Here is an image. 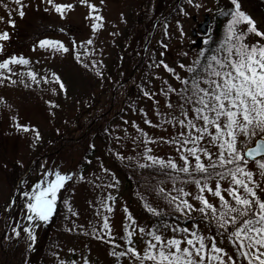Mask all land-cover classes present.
<instances>
[{
  "label": "rangeland",
  "instance_id": "obj_1",
  "mask_svg": "<svg viewBox=\"0 0 264 264\" xmlns=\"http://www.w3.org/2000/svg\"><path fill=\"white\" fill-rule=\"evenodd\" d=\"M173 2L53 0L49 4L47 0H20L24 5L21 9L15 0H0V17H3L0 32L8 33L7 40H0V63L10 57L17 58V62L9 60L7 67L0 68V232L7 227L2 229L4 222L9 226L7 232L14 223L17 228L13 239L24 243L21 227L29 228L36 235L31 239L29 256L41 263L154 264L145 257V252L150 244L157 246L151 252L159 251L156 235L165 243L175 237L184 247L185 238L195 233L204 237L207 249L211 250L212 243L223 249L216 255L225 264H247L239 253V242L231 236L233 225L220 227L221 212L226 213L227 209L222 208L220 198L215 195L219 184L221 196L229 206L239 207L229 195V189L236 188L243 195V188L232 184V177L226 171L200 176L197 169L196 157L208 172L209 164L220 165V143L227 137L217 140L213 135L216 128L205 125L197 116L194 109L200 105L191 83L194 76L209 78L203 71L208 56L227 54L224 51L227 44L222 41L226 39L231 15L222 24L213 47L208 46L212 40L208 37L203 40L202 48L194 49L191 32L205 14L217 8L231 12L234 6L231 0H193L191 4L185 0L178 11L180 15L174 13L169 19L170 11L177 12L170 6ZM239 4L256 28L264 32V0H239ZM55 5L72 7L63 8L61 14ZM21 10L23 16L19 15ZM161 15L154 33L149 35L152 24ZM9 18L14 24L7 23ZM237 28L246 32L244 43H264V37L248 33L244 23ZM147 38L141 63L149 70L144 79L145 91L137 101H131L132 107L120 120L113 122L112 130L115 129L118 139L111 143L113 146L116 143L118 157L126 160V164L129 161L134 166L175 170L183 176L175 181L154 183L148 177H132L130 171L125 177H118L103 163L99 151L88 154L86 148L69 144L82 134L81 126L90 116L103 113L110 100L117 97L109 74L116 70V78L127 82L125 79L138 63ZM41 40L59 43L42 47ZM160 40L163 48L158 50ZM21 57L25 63L19 62ZM188 66H193L194 71L189 72ZM133 77L134 74L131 81ZM199 83L202 88L209 87L203 79ZM223 121L222 117L219 123ZM205 127L206 132L202 131ZM235 137L236 151L242 157V146L253 138L243 131H237ZM191 149H196L195 155ZM224 156L232 163L242 161L234 159V154L230 155L226 148ZM260 163L264 160L241 164L239 168L252 173V180L259 187L246 177L243 179L264 198V168ZM185 164L187 172L181 170ZM193 171L196 172L191 176ZM57 172L66 179L56 192L51 214L46 221L38 218L29 221L26 217L31 194L37 191V185L46 187ZM200 197L212 208L205 207ZM141 203H149L159 214L170 212L200 221L186 228L174 225L171 229L152 231L139 213L132 210ZM236 215H226L225 219ZM193 256L200 259L195 252ZM228 256L233 261H228Z\"/></svg>",
  "mask_w": 264,
  "mask_h": 264
},
{
  "label": "snow or ice",
  "instance_id": "obj_2",
  "mask_svg": "<svg viewBox=\"0 0 264 264\" xmlns=\"http://www.w3.org/2000/svg\"><path fill=\"white\" fill-rule=\"evenodd\" d=\"M22 9L24 5L20 4V0H15ZM49 4L53 3V0H47ZM84 2V0H81ZM191 4L193 0H188ZM231 4L234 9L230 12L231 19L227 21L226 26V39L222 41V44H227L224 51L227 53L223 57L212 54L207 57L208 63L203 66V71L209 77L204 79L200 76H194L191 83L193 88V95H198L197 103L200 107L194 109L197 116L203 119L205 125H212L216 128V132L213 134L217 140L222 137H227L220 143V155L218 160L220 161V167H224L225 164H231L232 160L226 159L224 156V150L232 155L234 159H242L241 155L236 151V137L237 131H243L245 135L255 136L257 131L264 133V43L257 41L251 45L244 43V37L246 32L237 28V25L244 23L248 33H255L256 36L264 37V32L259 31L255 22L245 12L240 10L239 0H231ZM199 7V5H196ZM71 8L72 5H55V10L61 12L63 8ZM20 16L24 13L21 10ZM3 17H0L2 20ZM8 24H14V21L9 18ZM96 25L93 24V28ZM7 31L0 32V40H7ZM43 47L46 44L59 43L48 40L39 41ZM62 47V45H60ZM203 55V53H201ZM9 60L17 62L16 57H10L0 63V68H5L9 64ZM20 63H25L24 59L19 58ZM199 64L200 61H196ZM167 67V66H165ZM188 71L193 72V66H188ZM31 75V73H30ZM216 77V79H211ZM204 80V83L208 84V88L200 87V80ZM63 87V85H61ZM209 113L211 115H205ZM224 118L223 124L219 123L221 118ZM181 123H183L181 121ZM191 127H195L191 121H189ZM27 130V129H26ZM207 127L202 131H207ZM261 150L259 142L256 148H250L247 155L253 156ZM193 155L196 153V149L190 150ZM205 155H210L205 152ZM197 169L199 171H205L206 167L200 162V158L196 157ZM171 164V162H169ZM175 167V164H171ZM207 167H211L215 170V164H209ZM260 167L264 168V163H260ZM182 171L187 172L188 166L185 164ZM232 177V184L242 187L244 194H240L236 188L229 189V195L236 201V205L239 207H231L228 202L221 196L219 184L215 190V195L220 198L222 208L227 209V212H221L220 215V227L231 223L233 230L231 236L235 237L239 242V253L247 260V264H264V198L260 197L255 187V181L252 180V173L247 172L239 167L235 171L225 169ZM239 173V175H237ZM217 175H219L217 173ZM247 181L255 185L250 187ZM65 176L60 173L55 174V179L48 182L46 187L37 185V191L31 194L32 199L27 204L29 215L26 217L29 221L34 218H38L41 221H46L53 210V202L56 199V192L59 187L62 186ZM205 207L212 208V205L208 204L203 197L199 198ZM187 205V202H184ZM191 208V205H187ZM204 208H200V212H204ZM237 213L236 216H231V219H225L226 215ZM34 214V215H33ZM213 215H215V209H213ZM15 231V229L13 230ZM25 231L31 236L29 228H25ZM187 231V230H185ZM154 239L160 242L158 252H151V249L156 248V245H149V250H146L145 257L152 260L154 264H205L207 259L208 264H212L213 261H218L219 264H225L224 259L216 255V253L223 252V249L217 247L215 243H212L211 250L206 248L205 240L203 236H197L192 233L190 237L185 238L186 246L181 247V241L175 237L169 238L165 243L162 237L156 235ZM165 248H174L175 251H165ZM135 252V249H132ZM195 252L196 256L200 259L196 260L193 256ZM228 261H233V257L228 256Z\"/></svg>",
  "mask_w": 264,
  "mask_h": 264
},
{
  "label": "trees",
  "instance_id": "obj_3",
  "mask_svg": "<svg viewBox=\"0 0 264 264\" xmlns=\"http://www.w3.org/2000/svg\"><path fill=\"white\" fill-rule=\"evenodd\" d=\"M184 0H181L183 3ZM170 15V18L174 15V11H170L168 13ZM228 15V11L225 9H215L212 11V24H211V30H210V37H212V40L208 41V46L213 47L214 41L216 40V37H218L219 30L221 28V25L223 21L225 20L226 16ZM162 40L159 41L158 50H160ZM149 73V70H145L144 66H141L139 68L138 75L135 77L134 80H132L131 84H121L122 80H118L116 70L113 73L109 74L110 80L114 81L116 78V81L114 82V86L118 88L116 90V98L114 99L113 105L109 102V105L107 106L106 110L103 113H97L94 116H90V120L88 122H85L81 126V130L83 131L82 134L75 139L74 141H70V146H75L78 149H87L88 154L95 153L99 151L98 156L103 158V163L107 164L109 169L113 172L117 173L118 177L126 176L125 173L132 174V177L134 175L138 177H148L150 178L151 182H169L173 179H179L178 175L175 173H172L170 170H166L165 168L159 167V168H151L146 166H134L131 162H127L126 160H121L118 155L119 150L116 147V143L114 146L112 145L111 141H116L118 137L115 134V129L112 130L113 122L125 114L126 110L131 108V101H137L141 94L142 90L145 86V76ZM112 105V106H111ZM85 125V126H84ZM84 126V127H83ZM256 136H263L264 133H260L257 131ZM254 136H252L253 138ZM96 143V144H94ZM244 146H242L243 148ZM101 148V151H100ZM88 163H92V160L90 158H86ZM87 162V161H86ZM232 165H240L238 162L235 164H227L224 167H216L215 170L212 168L205 171H198L200 172V176H206L211 174L212 172H225V169H229ZM135 186V185H133ZM137 189V188H134ZM140 202V201H139ZM142 204V203H141ZM132 210L137 211L139 213L140 218H143L146 221V226L149 230L157 231L162 229H171L174 225L180 228H186L192 224V222L198 220V219H187L181 218L179 214L174 213H168V215L159 214V210L157 208L151 207L150 204L140 205L139 208H132ZM131 210V212H132ZM139 220V219H138ZM9 227L4 222V227ZM6 227V228H7ZM6 228L4 231L0 232V264H44L41 263L39 260H36V258H33L32 255L29 256V247H31V239L33 237H36L35 234L31 233V236L28 232L25 231L26 227H21V238L24 240V243H20L21 241H18L17 239H13V235L16 230L17 225L14 223H11L10 228L11 231L7 232ZM18 241L13 243L12 241ZM241 264V263H239Z\"/></svg>",
  "mask_w": 264,
  "mask_h": 264
},
{
  "label": "water",
  "instance_id": "obj_4",
  "mask_svg": "<svg viewBox=\"0 0 264 264\" xmlns=\"http://www.w3.org/2000/svg\"><path fill=\"white\" fill-rule=\"evenodd\" d=\"M207 27H208V16L206 15L204 17V21L198 25V30L202 33V34H206L207 32ZM193 35H196V31H193ZM197 45L199 46L200 45V40L197 41ZM259 142L260 146H261V150L253 155V156H249L247 155V152L250 148H256L257 147V143ZM244 156L246 158H248L249 160H255V159H258L260 157H264V140L261 139V138H257L253 145L252 146H249L247 147L245 150H244Z\"/></svg>",
  "mask_w": 264,
  "mask_h": 264
}]
</instances>
